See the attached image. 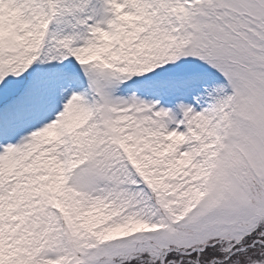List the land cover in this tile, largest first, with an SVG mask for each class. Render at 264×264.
I'll list each match as a JSON object with an SVG mask.
<instances>
[{
    "label": "snow or ice",
    "instance_id": "snow-or-ice-1",
    "mask_svg": "<svg viewBox=\"0 0 264 264\" xmlns=\"http://www.w3.org/2000/svg\"><path fill=\"white\" fill-rule=\"evenodd\" d=\"M0 264H264V0H0Z\"/></svg>",
    "mask_w": 264,
    "mask_h": 264
}]
</instances>
